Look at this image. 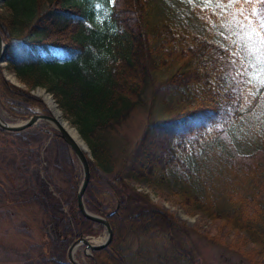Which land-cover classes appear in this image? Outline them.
<instances>
[{
  "label": "trees",
  "instance_id": "trees-1",
  "mask_svg": "<svg viewBox=\"0 0 264 264\" xmlns=\"http://www.w3.org/2000/svg\"><path fill=\"white\" fill-rule=\"evenodd\" d=\"M6 3L10 22L0 15V30L8 43L7 66L24 77L29 86L43 84L53 92L63 112L90 144L95 160L89 159L87 207L104 213L116 208L107 217L113 229L112 240L92 250L95 261L198 263L197 250L184 225L175 222L165 210L145 206L136 192L105 178L113 173L118 182L127 185L128 179L148 178L160 169L182 184L178 193L190 204L238 232L244 230L247 235H242L237 244H251L252 248L240 252L262 264L261 164L240 162L222 149L214 151L218 168H206V146L243 114L237 110L239 104L232 103L239 95L232 89L238 87L240 79L233 80L232 66L226 58L220 59L225 56L220 42L189 28L174 33L168 23L152 18V0H116L114 5L110 0H23L19 8L10 1ZM105 9L110 18L104 17ZM174 64L177 67L169 71L165 82L178 88L191 87L193 93L167 100L165 116L148 121L136 145L125 152L122 169L117 170L109 128L143 100L159 78L156 74ZM37 65L46 69L39 73ZM239 87L243 89L242 84ZM0 106L18 117L49 110L42 97L8 81L2 73ZM12 132L0 126L4 142L9 141ZM185 151L189 152L188 159L183 155ZM71 176L75 184V171ZM105 191L113 192L114 197H106ZM72 198L68 209L78 229L98 232L101 225L87 219L76 195ZM95 224L100 226L96 228ZM161 236L168 239L166 247L140 245L144 237ZM134 240L143 248L137 245L130 252ZM135 255L141 258L131 260Z\"/></svg>",
  "mask_w": 264,
  "mask_h": 264
},
{
  "label": "rangeland",
  "instance_id": "rangeland-1",
  "mask_svg": "<svg viewBox=\"0 0 264 264\" xmlns=\"http://www.w3.org/2000/svg\"><path fill=\"white\" fill-rule=\"evenodd\" d=\"M7 1L16 4L17 8L23 2V0ZM7 1L0 0V15L2 19L10 22L8 18L10 8ZM152 2L154 3L151 8L152 18L168 23L176 34L189 28L220 43L224 41V36L229 35L228 29L218 27L220 17L212 14V6L204 5L202 0H192L191 3L188 0H152ZM220 31L224 32V36L220 35ZM7 65L6 60L2 61L0 73L8 81L14 83L7 75L11 73L17 85L24 90L36 94L39 87L45 88L61 110L62 119H66L65 121H69L78 129L76 123H72L63 112L53 92L47 90L43 84L29 86L24 81V77L17 75ZM176 67L174 64L171 68L163 69V72L156 74L159 78L155 80L153 88L148 89L143 95V100L134 104L127 116L109 128L115 143L112 152L115 155L114 164L117 170L122 169L125 152L136 145L148 121L165 116V103L193 93L191 87L178 88L165 82L169 71ZM43 69H46V66L37 65L36 71L40 73ZM248 78L250 77H239L240 80ZM248 87L253 91L256 90L253 85ZM153 90L156 94H153ZM36 95L43 98L42 93ZM46 104L49 110L42 113L49 114L50 107L48 103ZM0 110L2 116L9 122H20L31 116L18 117L8 113L2 106ZM261 111L260 107H255L251 111L244 112L241 115L244 119L228 125L224 133L216 135L210 141V145L206 146L209 153L207 160L209 164L206 168H218L219 160L214 154L223 149L222 151L228 152L233 159H238L240 162L260 163V174L264 179V115H261ZM56 127L54 122L42 118L29 127L13 130L9 141L4 142L0 138V264H74L69 258V249L71 243L78 239L80 234H86L92 242L94 240L102 242L107 235V229L103 224L94 225L96 228L100 226L96 233L79 230L76 221L69 213V203L74 195L77 197V186L82 181L83 171L77 155L58 133ZM81 137L88 144L82 134ZM84 150L91 161L95 160L90 144L87 150ZM183 155L188 159L189 152L185 151ZM223 158L225 159V156ZM72 171H75L77 177L75 184L71 176ZM162 174L160 169H155L148 178L128 179L127 185L118 182L113 173L105 178L114 181V185H122L136 192L142 201L144 200L145 206L165 210L172 215L175 222L184 225L197 250V264H256L254 260L240 252L243 249L251 250L252 247H249L251 244H237L242 235H247L244 230L238 232L219 218L214 219L190 204L186 197L178 193L182 184L175 180L172 174ZM104 194L109 198L114 197L113 192L105 191ZM97 241L95 243H98ZM167 243L168 239L162 236L155 239L144 237L140 245L158 248L166 247ZM137 245L140 246L139 241L134 240L130 252H133ZM188 247H191L190 244ZM84 248V243L75 246L74 257L83 264H99L94 256L91 257L84 251ZM137 257L141 258L135 255L131 256V260L135 261ZM257 258L255 259L258 260ZM260 262L264 264V259Z\"/></svg>",
  "mask_w": 264,
  "mask_h": 264
},
{
  "label": "snow or ice",
  "instance_id": "snow-or-ice-1",
  "mask_svg": "<svg viewBox=\"0 0 264 264\" xmlns=\"http://www.w3.org/2000/svg\"><path fill=\"white\" fill-rule=\"evenodd\" d=\"M110 3L114 5L116 0H110ZM202 3L211 5L212 14L220 17L218 27L229 30L228 36L220 31L224 41L219 46L223 47L225 53L220 59L226 58L232 66L235 72L233 80L250 77L239 80L238 87L232 89L239 93L232 103L239 104L237 110L240 113L260 107L261 115H264V91L261 90L264 89V0H202ZM104 17L110 18L107 9ZM241 84L243 89L239 87ZM249 85H253L256 90L253 91ZM244 90H247V95H244ZM241 97L243 103L240 102ZM240 119L244 117L240 116Z\"/></svg>",
  "mask_w": 264,
  "mask_h": 264
},
{
  "label": "water",
  "instance_id": "water-1",
  "mask_svg": "<svg viewBox=\"0 0 264 264\" xmlns=\"http://www.w3.org/2000/svg\"><path fill=\"white\" fill-rule=\"evenodd\" d=\"M7 45H8V43L6 41H4V39H3L2 35H1V31H0V65H1L2 61H5V54H6ZM44 90L46 91L45 88H44ZM38 94H40V93H38ZM43 99H44V101L46 103H48L47 100L44 98V96H43ZM48 105L50 107L49 103H48ZM42 118H44V119H46L48 121L54 122V124L57 125L56 128L58 129V133L61 134L63 139L66 140V142L71 146V148L73 149L74 154L77 155V157L79 159L80 166H82V171H83V175L82 176H83V178H82V181L77 186L78 187L77 188V198H78L79 209H81L83 215L87 219H92V220H94V221H96V222H98L100 224L102 223L104 225L105 229H107V235L105 236V238L103 239L102 242H98V243L92 242V241H90L87 238L86 234L82 233V234H80L78 239L74 240V242L71 243L70 249H69V252H70L69 258H70V260L74 264H83L82 262H79L74 257L73 249L75 248V246L79 245L80 243H84L85 244L84 251L89 256L93 257L94 254H93L92 250L98 249V248H102V246L107 245L112 240L111 238H112V234H113V229L111 228V225H110V222H109V218H107V217L116 208H113L111 211H109L107 213H104L102 211L100 213H98V212H94L93 210H91L90 208H88L86 206L84 194H85V191L87 189L86 186L88 185V182H89L90 177H91L90 176L89 156L86 155L85 152H84L85 150L82 149V147L79 144H77V142L74 141V139L71 136V134H69L68 131L66 130V128L63 126L62 121L55 116V114L53 113L51 107H50V113L49 114H46V113H42V114L41 113H32L31 116H29L28 118L22 119L20 122H11V121L9 122L8 120L5 119L4 116H2V113H1V110H0V126L5 128V129H8V130H11V129L12 130H21L22 128L29 127L33 123H35V122H37L39 120H42ZM77 131H78V129H77ZM78 134H79V131H78ZM87 248H89L90 250L88 251Z\"/></svg>",
  "mask_w": 264,
  "mask_h": 264
},
{
  "label": "bare ground",
  "instance_id": "bare-ground-1",
  "mask_svg": "<svg viewBox=\"0 0 264 264\" xmlns=\"http://www.w3.org/2000/svg\"><path fill=\"white\" fill-rule=\"evenodd\" d=\"M7 75L12 79V81H14V83H16L13 74L7 73ZM37 93H40V94L42 93L43 94L44 98L50 104V107H51L53 113L55 114V116L57 118H59L62 121L63 126L66 128L68 133L71 134V136L73 137L74 141L77 142V144H79L82 147V149H87L88 145L84 142V140L82 139L81 135L78 134L77 129L71 123H69V121H65L66 119L65 120L62 119V113H61L58 105L54 102L52 96L48 92H46L42 87L37 89ZM95 241H97V240H94V242Z\"/></svg>",
  "mask_w": 264,
  "mask_h": 264
}]
</instances>
